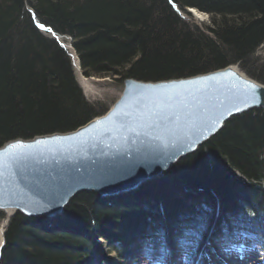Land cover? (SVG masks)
Instances as JSON below:
<instances>
[{"label":"trees","instance_id":"obj_1","mask_svg":"<svg viewBox=\"0 0 264 264\" xmlns=\"http://www.w3.org/2000/svg\"><path fill=\"white\" fill-rule=\"evenodd\" d=\"M187 8L209 23L180 16L190 15ZM36 23L71 39L86 77L158 81L255 66L250 57L264 41V0H0V146L72 131L98 115L66 51ZM263 182L264 109H257L232 117L128 199L80 193L54 220L15 213L0 264H109L95 238L131 264L139 254L159 262L175 240L188 247L211 228L215 241L237 232L264 239Z\"/></svg>","mask_w":264,"mask_h":264},{"label":"water","instance_id":"obj_2","mask_svg":"<svg viewBox=\"0 0 264 264\" xmlns=\"http://www.w3.org/2000/svg\"><path fill=\"white\" fill-rule=\"evenodd\" d=\"M257 109H264V85L230 65L158 81L126 78L104 114L72 131L0 146V211L54 220L77 194L105 198L139 190L232 117Z\"/></svg>","mask_w":264,"mask_h":264},{"label":"rangeland","instance_id":"obj_3","mask_svg":"<svg viewBox=\"0 0 264 264\" xmlns=\"http://www.w3.org/2000/svg\"><path fill=\"white\" fill-rule=\"evenodd\" d=\"M28 9H31V7L26 4L25 11H27ZM180 12H181L180 16L185 17L186 19H190L193 23H195L197 25L205 26L209 23L207 15L204 16V18L202 20H199V19L195 18L192 14H190L188 11L187 12L190 14L189 16L185 15L182 11H180ZM41 31L44 33V34L42 33L44 38L50 40L53 37L57 41V43H59L61 45L60 47L64 51H66V53L69 56L70 61H71V65H72L73 73H74V79H75L78 87L80 88L84 99H86L88 102L94 104L95 108H97L96 109V111L98 113L97 116L104 114L120 96L121 91L123 89V82L121 80L111 78V77H106V76H91V77L84 76L80 70L76 54H75V52L71 46V39L68 36H63L62 34H58V33L56 34L52 30L47 31V30H45V28H42V27H41ZM250 59H252L255 62V66H251L249 64H242V63L238 64V65L232 64L230 66L234 67L243 76H246L247 78L252 79V80L264 85L263 82H260L258 79H255V77H254V74H257L258 76L259 75L264 76V41L253 51ZM76 63H77V67L74 65ZM55 133H60V132H55ZM61 133H63V132H61ZM164 174L162 176H164ZM232 174H233L234 179L242 180L239 173L232 172ZM162 176H160V177H162ZM139 190L138 189L135 191L133 190V192H131V193L139 192ZM128 194H130V193H128V192L124 193L123 196L128 195ZM124 197H126L125 199H128L130 196H128V197L124 196ZM120 199H122V198H120ZM8 213H9V210L0 211V214H1L0 221H2V219L4 217H6V215H8ZM9 214H10L9 215V221H10L12 216L15 214V211L10 210ZM95 239H96V242L98 244V248L101 250L103 256L108 260L109 264H131L132 263L131 260H126L125 258H118L116 256V254L113 253V251L108 250L109 249L108 244L105 240H103L101 238L100 239L95 238ZM255 239H257V240H255ZM259 239H260V241H259ZM203 241L204 240L200 238V240L198 241V243H199L198 247L196 246L195 242H192L193 244L189 245V250L192 247L191 253L193 254V252H194L195 255H198L200 250L203 251L204 247H211L213 250H216L214 252V255L212 256L213 257L212 259L215 260V262H212L211 261L212 259H210L211 264H230L231 258H226L224 256V253H223L224 251H221V250H223L224 247H226V248L231 247V246L233 247L237 243H238L237 247H239V248H241L242 246L244 247V245H245V247L247 248V254H249L251 256L250 259L243 260L241 262V264H264V258H263L264 257V239L259 238V237L257 238V235L254 233L249 235V237L244 236V237L234 238V239H230V240L228 238H226L223 240V243H224L223 248L219 247L217 245V243L211 244L210 242H208L206 244L205 241L204 242ZM157 242H158V240L155 238L154 239V245H158ZM223 243H220V245ZM218 247L221 250H218L219 249ZM142 248H143V246H137L136 247L137 250L142 249ZM256 251H259V254L262 257H259V255ZM186 252H187V248H184V246H182L181 242L175 240V242L172 245V254H174V255L170 257L172 260L171 264H174V262H173L174 258L180 259V258H176V256H180V254L186 256ZM139 256L140 257H139V259H137L135 264H153L150 262L151 260L148 257L143 256V254H139ZM217 256H219V258H217ZM239 259L240 258H237L236 260L238 261ZM180 261H181V259H180ZM175 264H177V263H175Z\"/></svg>","mask_w":264,"mask_h":264},{"label":"bare ground","instance_id":"obj_4","mask_svg":"<svg viewBox=\"0 0 264 264\" xmlns=\"http://www.w3.org/2000/svg\"><path fill=\"white\" fill-rule=\"evenodd\" d=\"M191 10V13L195 18L199 19V20H202L204 18V14L198 12L197 10L195 9H190ZM76 67H77V63L74 64ZM223 129V128H222ZM203 145V144H202ZM103 200H108L110 201V199H115V200H119V197H101ZM9 213H10V210H9ZM6 215V217H4L2 219V221H0V259H1V254H2V250L5 246V238H4V233H5V229L7 227V224H8V221H9V214ZM3 238H4V243H3ZM215 262V260H213ZM91 264V263H90Z\"/></svg>","mask_w":264,"mask_h":264}]
</instances>
